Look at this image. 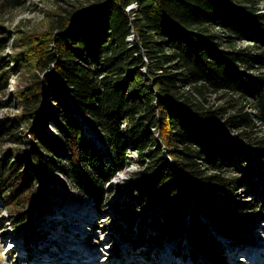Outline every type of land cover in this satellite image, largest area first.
Instances as JSON below:
<instances>
[{"label":"trees","instance_id":"obj_1","mask_svg":"<svg viewBox=\"0 0 264 264\" xmlns=\"http://www.w3.org/2000/svg\"><path fill=\"white\" fill-rule=\"evenodd\" d=\"M262 1H68L43 37L15 35L2 18L24 1L0 0V108L19 111L0 118V200L24 206L14 223L36 207L53 212L39 189L60 176L106 212L107 182L138 164L132 206L115 211L153 208L137 244L180 235L194 255L218 259L211 222L254 234L264 218Z\"/></svg>","mask_w":264,"mask_h":264},{"label":"rangeland","instance_id":"obj_2","mask_svg":"<svg viewBox=\"0 0 264 264\" xmlns=\"http://www.w3.org/2000/svg\"><path fill=\"white\" fill-rule=\"evenodd\" d=\"M23 1L24 5L21 8L13 12L4 13L2 20L5 26L11 28L15 35L19 34V32L25 33L27 31L30 34L38 33V35L44 33L45 35L42 36L45 37L47 36L46 30L52 32L50 25L52 16L55 14L54 11L58 10L57 7L59 5L66 6L68 1L74 2L76 0ZM262 6L264 7V0L262 1ZM11 41L10 45L12 44ZM10 52L9 50V53ZM16 77L17 76H14V78ZM14 88L15 81L13 80L11 82V90L14 91ZM2 97H4V99L9 98L8 95ZM18 113V108L14 103L0 108V118L14 116ZM84 123L86 124L85 121ZM86 126L85 132H87V134H93L88 123ZM50 129L52 130V127ZM94 135L95 141L98 144H102L103 141L97 136V133ZM132 154V157L135 159L136 155H134V151H132ZM139 169L138 164H133L126 170L118 173L112 181L107 182L106 189L109 191V195L106 196L105 201L106 212H101L99 209H96L92 200L89 202L88 200L90 199L82 198V195L78 192L79 190L76 189L74 185L69 184L64 186L63 183H61V176L59 181H56L54 177V180L50 181L44 179V183L39 189V202L48 201V204L53 209V212L50 214H45L43 211L38 212V207H36L34 212L26 213L22 221L14 223L15 213L19 210H24V206L19 205L15 207L16 205H10V209H8L0 200V264H37L44 263L43 260L45 259L49 262L66 259L69 261L71 258H69L70 254L66 250V243L74 242L75 244V241L76 245L73 246V250H83L84 254H86V257L79 261L83 263L90 257V254L95 251L92 257L96 254L95 258L97 262L95 261V263L97 264H100V261L102 262L101 264H106L108 261L107 257L110 259L109 264H111V261L119 264H178L177 262H188V264H217L216 259L209 258L205 255L201 258L202 262L199 258L197 259V257H193L195 260L191 259L185 254V251L192 252L191 244L188 240L184 239H181L179 244H175L168 242L166 238L162 237L161 241H159L157 245H154L149 252L147 247H142L141 245L138 247V245L135 244L134 237L137 234V230H140L141 227H143V229L146 228L144 227L146 224L144 219L152 214L154 211L153 208L151 209L150 207H143L142 204H136L133 206V210L128 217H124L115 211L118 203L122 204L126 203V201L129 202V204L132 203L130 202L131 195L128 194L129 187L135 179L134 173ZM255 196L256 195H252L251 197ZM243 198H246V196ZM64 202L67 203V206L61 208L60 205ZM130 206H132V204ZM211 208L216 209L214 206ZM79 210L83 211V218L85 220L80 227H75L74 225L76 222H71L69 215H72L73 211ZM24 212H22V214ZM83 218L81 221H83ZM85 223L93 224L91 225L92 229L91 227L89 229L88 225L85 227L87 231L86 234L84 230ZM260 226H264V219L258 224V228ZM30 229H32V232ZM45 232L48 234L47 236H45ZM76 233L78 235L82 233L81 238L86 235L91 237V239L82 242L80 236L75 238ZM122 233H125L126 237L123 236ZM211 233L215 234L223 241L222 245L226 256L227 252L229 253V256H227L228 259L225 257L224 264H234L235 259L239 258H243L246 264L257 263L253 257H250L252 261L244 257L247 255L248 251L245 250L244 247L250 249V246H252V238L249 236L242 234L233 237L222 235L214 229L212 225L209 234ZM70 234H72V236H70ZM114 236H117L116 241H113ZM123 237L125 239H123ZM174 241L177 242V240ZM15 242L16 244H14ZM18 242L21 243V246H18ZM116 242L117 244H113ZM12 243L14 245H12ZM89 243L98 245L96 249H90L87 246ZM127 243L128 246L126 247ZM180 245L181 248H179ZM10 246H14V248H10ZM237 246H242V249L239 248L242 250L241 252L235 251ZM116 248L118 249L116 250ZM166 248L168 249L165 250ZM155 250L158 252L156 256H154ZM117 251L119 255L113 257L112 255ZM175 252L179 256L176 255ZM168 254L175 256L174 261L169 263L164 262V258ZM243 254L245 255L243 256ZM102 255L105 257L100 258ZM74 257H79L78 253H75ZM155 258L159 260H155ZM222 261L217 260L220 264H223Z\"/></svg>","mask_w":264,"mask_h":264},{"label":"bare ground","instance_id":"obj_3","mask_svg":"<svg viewBox=\"0 0 264 264\" xmlns=\"http://www.w3.org/2000/svg\"><path fill=\"white\" fill-rule=\"evenodd\" d=\"M60 206H61V208L62 207L65 208V206H67V203L64 202ZM83 217H84V213L81 210H79V211H73L72 212V215H69L70 221L71 222H76V224L74 225L75 227H80L82 225V222H84V220H85ZM82 218H83V221H81ZM84 230H85V228H84ZM86 233H87V231L85 230V234ZM77 237H79V235L76 233L75 234V238H77ZM66 245H67L66 246V250L70 254L69 255V258H71L69 261L66 259V260H62V261H60V260H54L53 262H49L48 260L45 259V260H43L44 263H37V264H97V263H95V261L97 262V260L95 258L96 254H95L94 257H92L94 255V252L95 251L92 252V254H90V257L88 256L89 258H87L85 260V262L83 263V262H79V261L81 259L85 258L86 257V254H84V251L83 250H76V251L73 250V246L76 245V241H75V244H74V242H69V243H66ZM242 246H237L235 251L241 252L242 251L241 250L242 249ZM239 248H241V249H239ZM244 249L245 250H248L246 256H244L245 254H243V256L247 258V260H251L250 257H253L254 260L257 262L255 264H264V248H261V249H255L254 248L255 251H253L252 249H249L247 247H244ZM75 253H78L79 257L75 258L74 257V254ZM99 254H100V252H99ZM99 254H98V257H99ZM164 259H165L164 262H168L169 263L171 261H174L175 256L168 254L167 256H165ZM109 262H110V259L108 258V261H107L106 264H109ZM177 263L178 264H188V262H184V263L183 262H177ZM244 263H245V260L243 258L235 259V262H234V264H244ZM111 264H119V263H116V262H112L111 261Z\"/></svg>","mask_w":264,"mask_h":264},{"label":"clouds","instance_id":"obj_4","mask_svg":"<svg viewBox=\"0 0 264 264\" xmlns=\"http://www.w3.org/2000/svg\"><path fill=\"white\" fill-rule=\"evenodd\" d=\"M117 176V175H116ZM51 180H54V179H51ZM50 181V180H49ZM89 199V198H88ZM90 200H92V199H90ZM93 204L95 205V203H94V201H93ZM96 206V205H95ZM96 209H98L97 207H96ZM151 215V214H150ZM208 220V219H207ZM212 223V226H214L213 225V222H211ZM215 227V226H214ZM216 228V227H215ZM260 230H263V233H264V226L263 227H259V231ZM258 231V232H259ZM248 234V233H247ZM123 235V234H122ZM222 235H225L224 233H222ZM243 235H246V234H243ZM121 236V235H120ZM228 236V235H227ZM236 236H238V235H236ZM115 237V236H114ZM164 237H168V239H170L172 242L171 243H178L181 239H184V240H188V239H186V237L185 238H179V239H177V242H175L174 240H172L171 238H172V236H167V235H165ZM189 241V240H188ZM189 243H190V241H189ZM182 244H184V243H182ZM191 244V248H193V245H192V242L190 243ZM263 243H261V242H258V241H252V246L250 247V249H252L253 251H255V249H261V248H263ZM255 248V249H254ZM203 253V252H202Z\"/></svg>","mask_w":264,"mask_h":264},{"label":"built area","instance_id":"obj_5","mask_svg":"<svg viewBox=\"0 0 264 264\" xmlns=\"http://www.w3.org/2000/svg\"><path fill=\"white\" fill-rule=\"evenodd\" d=\"M134 5H132V6H130V7H133ZM262 219H264V218H262L261 217V221H262ZM210 221H212V220H210ZM260 221V222H261ZM260 224V223H259ZM211 225H212V223H211ZM259 228L255 231V233L254 234H246V236H249L250 238H252V240L251 241H259V240H261L262 238L264 239V237H263V230H260L259 232ZM233 237V236H232ZM225 255H226V253H225ZM227 256H229V253L227 252ZM221 259H224V256H221Z\"/></svg>","mask_w":264,"mask_h":264},{"label":"water","instance_id":"obj_6","mask_svg":"<svg viewBox=\"0 0 264 264\" xmlns=\"http://www.w3.org/2000/svg\"><path fill=\"white\" fill-rule=\"evenodd\" d=\"M201 213H203V212H201ZM203 214H204V213H203ZM184 233H185V232H184ZM181 237H182V236H180V235H179L178 237L172 236L171 239H172V240H177V239H179V238H181Z\"/></svg>","mask_w":264,"mask_h":264}]
</instances>
